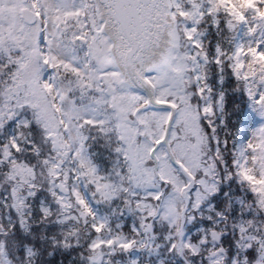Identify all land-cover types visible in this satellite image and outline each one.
Listing matches in <instances>:
<instances>
[{
    "label": "snow or ice",
    "instance_id": "obj_1",
    "mask_svg": "<svg viewBox=\"0 0 264 264\" xmlns=\"http://www.w3.org/2000/svg\"><path fill=\"white\" fill-rule=\"evenodd\" d=\"M0 264H264V0H0Z\"/></svg>",
    "mask_w": 264,
    "mask_h": 264
}]
</instances>
